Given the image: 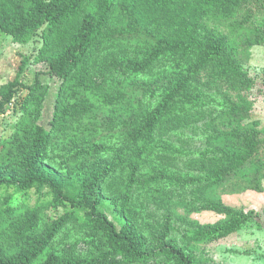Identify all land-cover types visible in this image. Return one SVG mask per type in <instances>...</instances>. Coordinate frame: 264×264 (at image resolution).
I'll use <instances>...</instances> for the list:
<instances>
[{
	"label": "trees",
	"instance_id": "1",
	"mask_svg": "<svg viewBox=\"0 0 264 264\" xmlns=\"http://www.w3.org/2000/svg\"><path fill=\"white\" fill-rule=\"evenodd\" d=\"M229 3V0H203L202 6L211 11ZM131 5L132 10H136L134 1ZM81 13L78 28L69 30ZM121 14L125 15V21L134 15L124 7V0H0V30L3 32L25 43L44 29L45 45L37 60L45 63L50 77L60 82L51 128L42 123L44 100L39 99L35 106V123L27 139L17 147L16 159L0 162V264H206L176 240L165 237L144 240L135 225L110 220L109 214L101 211L103 185L122 163L129 181L123 195L122 212L127 209L131 193L138 184L146 187L151 181L180 178L208 196L204 209L228 215L215 224H195L188 232L192 241L213 242L226 238L257 216L254 211L244 213L229 209L217 199L216 193L220 189L230 191L231 187L263 192L261 132L255 126L244 124L250 117L251 105L244 96L237 65L243 41L253 45L254 39L255 42H259V38L264 40L261 28L255 27V23L261 21V25L264 20V0L248 1L238 23L230 25L227 32L211 35L196 47H193L195 38L183 44L161 41L145 56L136 58L129 70L153 76L155 64L166 50L186 47L191 55L189 60L183 59L159 75L157 83L165 86L164 97L153 109L132 112L124 133L127 151L121 155L122 161L99 163L96 160L102 158L100 154L105 149L97 145L85 151L87 160L91 161L73 171L80 184L72 193L66 191L62 175L49 168L45 160L60 118L63 92L77 80L89 78L95 45L112 20ZM55 39L62 40L58 49L52 48ZM229 54L232 56L227 61ZM222 64L228 65L223 72L210 74ZM212 84L220 86L226 103V108L214 119L217 128L207 141L212 149L193 159L190 174L184 178L157 171L151 180L139 182L147 161H155V158L164 161L169 154L156 140L158 131L166 123H176L171 120V114L179 106L199 107L194 92ZM19 85L17 78L5 86L0 112L11 104ZM42 90L43 84L36 81L30 93L36 99V94ZM32 189L40 191L34 203L28 197ZM70 227L91 237L97 244L100 259L77 260L49 253L58 236Z\"/></svg>",
	"mask_w": 264,
	"mask_h": 264
},
{
	"label": "rangeland",
	"instance_id": "2",
	"mask_svg": "<svg viewBox=\"0 0 264 264\" xmlns=\"http://www.w3.org/2000/svg\"><path fill=\"white\" fill-rule=\"evenodd\" d=\"M133 1L136 10H132ZM229 1L226 7L207 11L202 6L203 0H124V7L133 12V17L125 21V15L121 14L112 20L95 45L89 78L77 80L63 92L60 118L45 161L52 171L62 175L67 192L72 193L80 184L73 171L91 161L87 160L85 151L97 145L105 149L101 151L102 158L96 160L99 163L122 161L121 155L127 151L124 133L132 112L153 109L164 97L165 86L157 83L159 75L181 60H189L191 55L186 47L166 50L155 64L153 76L130 71L129 66L161 41L183 44L195 38L193 47H196L211 35L227 32L230 25L238 23L240 13L246 10L250 0ZM82 15L69 30L78 28ZM260 23H255V27L264 33V20ZM43 33L44 29L39 30L30 41L21 43L0 30V102L5 86L17 78L20 82L11 104L0 112V162L16 159L17 147L27 139L36 119L35 106L41 99L44 100L42 123L51 128L60 82L50 77L45 63L37 60L45 45ZM60 41L53 43L52 48L58 49ZM255 41L253 45H246V40L242 42L237 74L251 105L250 117L244 124L255 126L261 132L264 151V40ZM231 56H227V61ZM227 67L222 64L210 74L223 72ZM36 81L43 84V90L34 99L30 90ZM193 96L200 106L193 109L182 105L173 111L171 120L176 123L164 124L156 136L169 154L164 161L157 158L147 161L139 182L151 180L157 171L184 178L190 174L193 159L212 149L207 141L217 128L214 119L226 108L220 86H204ZM123 165L105 181L101 192L100 209L109 214L110 220L132 223L147 241L174 239L206 264H264V181L262 193L233 187L230 191H217V199L229 209L244 213L254 211L257 216L226 238L195 242L188 237L195 224H215L228 215L204 209L208 196L180 178L151 181L146 187L138 184L123 213L121 205L129 182ZM47 190H43L44 193ZM39 193L32 189L28 197L34 203ZM96 245L88 234L70 227L58 236L49 253L77 260L100 259Z\"/></svg>",
	"mask_w": 264,
	"mask_h": 264
}]
</instances>
